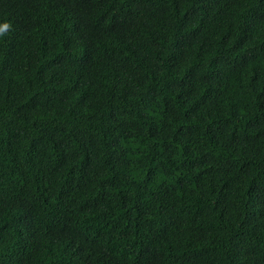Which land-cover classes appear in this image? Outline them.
Masks as SVG:
<instances>
[{"label": "trees", "instance_id": "obj_1", "mask_svg": "<svg viewBox=\"0 0 264 264\" xmlns=\"http://www.w3.org/2000/svg\"><path fill=\"white\" fill-rule=\"evenodd\" d=\"M0 264H264V0H0Z\"/></svg>", "mask_w": 264, "mask_h": 264}, {"label": "clouds", "instance_id": "obj_2", "mask_svg": "<svg viewBox=\"0 0 264 264\" xmlns=\"http://www.w3.org/2000/svg\"><path fill=\"white\" fill-rule=\"evenodd\" d=\"M10 30H12V25L10 22L0 24V37L7 35Z\"/></svg>", "mask_w": 264, "mask_h": 264}]
</instances>
